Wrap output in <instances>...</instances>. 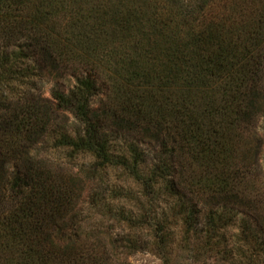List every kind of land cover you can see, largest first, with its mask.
I'll return each mask as SVG.
<instances>
[{"label": "trees", "instance_id": "1", "mask_svg": "<svg viewBox=\"0 0 264 264\" xmlns=\"http://www.w3.org/2000/svg\"><path fill=\"white\" fill-rule=\"evenodd\" d=\"M76 3L87 9L73 10L67 23L51 19L46 10L53 5L62 13ZM107 25L122 37L121 45L114 37L99 39ZM70 58L120 82L109 90L122 98L117 110L91 106L99 92L91 75L75 76L68 94L21 97L18 88L36 68ZM259 98H264V0H0V264H98L93 252L82 256L65 248L63 253L47 243L45 224H55L53 212L71 201V191L66 188L61 196L53 167L39 158L36 149L44 144L72 160L88 156V167L79 171L88 181H101L109 170L136 178L142 196L152 197V208L162 204L163 195L177 196V182L166 183L164 176L173 170L168 156L180 152L178 183L207 196V207L179 201L161 215L130 213L128 219L151 224L152 244L166 253L173 238L167 210L184 214V235L191 232L199 250L228 246L221 232L238 222L234 245L215 252L222 258L238 246L245 264H264V241L230 201L237 195L250 200L239 185L249 178L242 164L257 155L255 132L245 119ZM70 117L76 128H68ZM134 129L153 134L166 156L152 164L146 178L140 176L146 153L137 142L126 139L124 151L113 152L114 134ZM240 145L247 147L244 155ZM79 237H68L70 246ZM123 242L135 247L134 241Z\"/></svg>", "mask_w": 264, "mask_h": 264}, {"label": "rangeland", "instance_id": "2", "mask_svg": "<svg viewBox=\"0 0 264 264\" xmlns=\"http://www.w3.org/2000/svg\"><path fill=\"white\" fill-rule=\"evenodd\" d=\"M80 6L87 9L83 4L76 3L74 8L67 6L68 9L62 13H57L53 5H46V10L50 13L51 19L56 18V20H63L64 23L65 21L67 23L72 18L71 15L74 14L73 10L78 9ZM117 8H115L114 12L119 11ZM109 14L105 15L106 20L109 19ZM96 22L99 23L100 21L96 20ZM111 29L107 25L105 27V35L102 36L100 34L101 37L99 39L114 40L111 38L114 37L115 43L121 45L122 37L120 35H112ZM109 32L110 36L107 34ZM23 36L27 37V34H23ZM44 67L45 69L41 68V70L36 68L35 76L31 80H26L25 84L18 88L17 91L21 93L20 95L27 93L26 95L29 99L32 97L36 98L37 95L45 99H51L58 91L68 94L76 83L75 76L85 77L91 75L96 80L97 88L99 89L97 96L91 98V106L94 109H99L101 105L104 107L111 105L115 108L114 110L118 109L121 96L118 97L119 94L115 92L109 94V90L111 87L115 88L122 85H120V82L118 83V80L116 81L110 76L111 73H108V71H102L91 65L80 66L77 58L62 59L59 64H49V66L46 65ZM112 71H115V69ZM21 97H24V95ZM110 97L114 101H111ZM258 102L257 107L252 111L251 118L249 120L245 119L246 125L255 132L251 137L252 146L255 147L257 155H255L254 160L250 164H242V156L239 155H244L243 153L246 152L247 147L246 145H240V151L242 152L238 155L240 160L237 159L238 164H242L245 167L242 168V171L249 177L246 179L247 182L244 183L245 186L243 184L239 185V192H244L242 190L249 192L250 200L243 199L242 195H237L231 198L230 201L238 209L237 211L241 213L239 216L245 217L251 222L249 230L257 239L264 241V98H259ZM67 126L69 129L77 127L71 117ZM109 127L113 126L109 124ZM126 139L137 142L146 153L147 160L140 166L142 170L141 177L146 178L149 175L150 169L154 168L152 164L157 163L158 158H166L165 154L160 152L158 144H155L153 134H148L144 130L136 131L135 129L127 134L123 131L114 134L112 142L114 153L115 151H124L123 144H125ZM36 151L39 152V158L47 166L53 167L54 175H56L55 179H57L55 185L58 184L63 187L61 196L66 188L69 189L67 191H71V201L62 205L57 213L58 209H55L54 214L52 213L53 216H56L52 220L55 224L53 226L49 224L46 226L47 222L45 224V229L49 227L47 232L45 231L47 243H50L49 245L52 247H61L60 252H67L65 248H72V251L74 250L76 254L79 253L82 256L88 252H93L92 255L95 256L94 259L97 260L98 264H245V258L241 259L238 256V246L234 247L232 255L221 258L223 254L221 252L234 245L233 243L236 239L232 236L237 234L238 222L229 231L224 230V232H221V234H224V238L229 241V244L228 246L220 245L216 248L215 251H221L217 254L207 248L196 249L192 233L189 232L188 236L184 235V214H177L167 210L169 214L168 227L173 234V238L166 253L153 245V228H150L151 224L136 225V223H132L128 219L130 213L132 215L146 214L149 217L161 215V211L165 207H169L171 203L176 205L179 201L192 202L200 210L207 207V202L209 201H206L207 196H204V194L200 195V192L197 193V189L189 184L187 186L184 185L186 188H183V184L178 183V172L181 171L182 163H184L180 152L173 156H168L167 159H169L173 170L168 172V176H164L166 183L167 181L177 182H173L177 184L175 185L177 187V190H175L177 196L169 195L168 197L163 195L161 198L162 204L152 208L150 207L152 197L142 196V185L138 184L137 181L139 180H136V178L120 175L117 170H109L101 181H88L79 174L80 169L88 167L90 163L88 156L80 155L72 160L65 155L64 151L54 150L51 144H44L38 147ZM193 167L196 171L197 166L193 165ZM185 175L184 178L187 179L190 171L186 170ZM163 181L160 180L161 186L165 185ZM149 202L150 204H148ZM56 203H59V200ZM48 207H51V205ZM74 235H80L79 241L75 246L73 244L70 246L71 242L68 237H73ZM128 239L135 242L134 248L133 246L126 247L123 241Z\"/></svg>", "mask_w": 264, "mask_h": 264}]
</instances>
